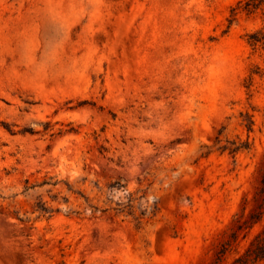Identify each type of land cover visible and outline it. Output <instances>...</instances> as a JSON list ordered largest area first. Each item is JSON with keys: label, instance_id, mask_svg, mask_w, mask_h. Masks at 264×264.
I'll list each match as a JSON object with an SVG mask.
<instances>
[{"label": "rangeland", "instance_id": "1", "mask_svg": "<svg viewBox=\"0 0 264 264\" xmlns=\"http://www.w3.org/2000/svg\"><path fill=\"white\" fill-rule=\"evenodd\" d=\"M240 1L0 0V264H216L264 159Z\"/></svg>", "mask_w": 264, "mask_h": 264}, {"label": "trees", "instance_id": "2", "mask_svg": "<svg viewBox=\"0 0 264 264\" xmlns=\"http://www.w3.org/2000/svg\"><path fill=\"white\" fill-rule=\"evenodd\" d=\"M238 10L244 11L247 14H252L260 11L264 17V0H241L236 8L233 9V14L236 15ZM248 42L254 46H264V31L256 30L247 35ZM250 123L253 125L254 121L251 120ZM218 142L223 140L219 137L217 138ZM223 152L229 151L233 154H238L240 152L248 151L251 149V143L249 141L236 140L233 142L228 141L227 144H222L219 148ZM52 179V178H50ZM51 180L44 181L41 185H52L53 188L59 185V181L50 183ZM34 186H27L26 190L34 188ZM68 191L78 196L85 197L83 193L73 190L71 184L67 183ZM61 190L55 192L51 196V202H58ZM5 198V197H3ZM132 195L130 201H132ZM66 203L70 202L69 197H61ZM87 207L92 212H106L112 207L103 208V206H98L90 204L88 198H86ZM51 202L43 199H37L33 206L32 213H38V218H48L50 219L56 212H59L61 209L59 207H54ZM119 208H115L119 213H125V204H118ZM121 205V206H120ZM159 208L156 206L153 207L152 216H155ZM81 214V212H76ZM130 214L129 212H127ZM138 216L136 220L141 222L143 215ZM131 215V214H130ZM257 226H260V229L253 234V231ZM253 234V235H252ZM245 241L247 245L241 250L240 245ZM232 256V261L230 264H262L264 263V159L262 165L259 169V180L254 196L251 200L245 198L241 207L240 212L235 214L232 226L229 229L227 237L221 243L219 249L216 252V264H221L225 262L228 258Z\"/></svg>", "mask_w": 264, "mask_h": 264}]
</instances>
